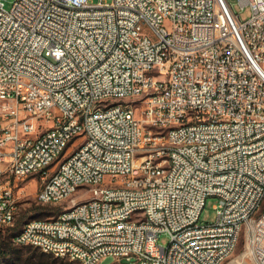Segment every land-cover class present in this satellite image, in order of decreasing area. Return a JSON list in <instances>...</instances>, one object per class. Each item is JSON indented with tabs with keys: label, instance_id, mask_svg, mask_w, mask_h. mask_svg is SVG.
Returning a JSON list of instances; mask_svg holds the SVG:
<instances>
[{
	"label": "built area",
	"instance_id": "1",
	"mask_svg": "<svg viewBox=\"0 0 264 264\" xmlns=\"http://www.w3.org/2000/svg\"><path fill=\"white\" fill-rule=\"evenodd\" d=\"M236 2L245 20L227 0L0 1V226L27 178L39 203L106 198L13 244L86 264H212L245 229L243 256L264 264V0ZM209 196L215 218L195 229Z\"/></svg>",
	"mask_w": 264,
	"mask_h": 264
},
{
	"label": "rangeland",
	"instance_id": "2",
	"mask_svg": "<svg viewBox=\"0 0 264 264\" xmlns=\"http://www.w3.org/2000/svg\"><path fill=\"white\" fill-rule=\"evenodd\" d=\"M2 1L5 8H9L13 0H0ZM110 2L111 0H105ZM92 3L97 2V0H91ZM230 4L232 10L238 14L239 19L245 20L249 15V9L247 7L240 8L236 0H227ZM264 69V63L262 64ZM73 147L71 143L66 148L65 152L70 151ZM60 157L58 161L61 159ZM39 188V184L36 178H27L23 181L18 182V186L15 190H19L20 197L16 198V217L15 222L19 218H23V221H27L33 218L46 219L51 218L57 212L62 209L60 204L51 203H39L35 199V195ZM216 202L215 197H207L205 203L201 209L199 215V222H211L215 218V209L213 204ZM264 211V200L262 205L256 215L252 219H256ZM23 216V217H22ZM22 221V222H23ZM14 222V224H15ZM21 222V223H22ZM23 224V223H22ZM21 224V226H22ZM13 225V224H12ZM20 226V225H19ZM20 226V228H21ZM246 227V226H245ZM11 229L6 226H0V239L2 243L1 249L5 251L4 256L0 255V264H80L77 261L69 260L65 257H56L51 253L43 252L36 246L32 245H15L12 243L11 237L4 236L11 233ZM17 233V232H16ZM168 241V235L166 233H159L156 242L160 245H165ZM245 241V229L241 230L237 245L233 253L221 264H251L248 258L243 256V246ZM99 264H132L130 261L124 258L115 260L111 257L104 258Z\"/></svg>",
	"mask_w": 264,
	"mask_h": 264
},
{
	"label": "bare ground",
	"instance_id": "3",
	"mask_svg": "<svg viewBox=\"0 0 264 264\" xmlns=\"http://www.w3.org/2000/svg\"><path fill=\"white\" fill-rule=\"evenodd\" d=\"M260 70L264 75L263 66H260ZM123 110H131V102H123ZM175 187L183 188V191H190V183H186V180H175ZM147 190V183H138V191ZM16 198H13V204L11 209L7 211V221H4V226H10L14 223L16 217ZM64 196L54 197V204L63 205ZM93 205H106V198L99 196L85 197L83 200H76L75 202H69L67 205L62 206V209L51 218L46 220H53V223H62L67 217L80 212L83 208H87ZM203 205H195V212H201ZM140 211H148V204H135L129 208V215H140ZM152 217H160V209H152ZM42 221L39 218L29 219L23 222L21 228L17 233L12 236V241H20L21 236L33 223ZM85 222L90 226L101 225V218H98L95 214H85ZM114 222H124V215H114ZM211 226V222H199L198 220H192V227L198 230H208ZM241 230H236V237H239ZM57 241L59 243H66V236L64 233H57ZM17 245H26V242H16ZM37 247V246H36ZM43 252L51 253L54 255V248L49 246L38 247ZM233 253V248L225 249V257H229ZM118 260V258H114ZM73 261H77L80 264H86V258L81 254H73ZM224 261V255H217L212 260V264H221Z\"/></svg>",
	"mask_w": 264,
	"mask_h": 264
},
{
	"label": "trees",
	"instance_id": "4",
	"mask_svg": "<svg viewBox=\"0 0 264 264\" xmlns=\"http://www.w3.org/2000/svg\"><path fill=\"white\" fill-rule=\"evenodd\" d=\"M22 217H23V216H22ZM22 221H23V218H19V219L16 220V222L14 221L15 224L13 223V225L6 226L7 228L11 229L12 231H11V233L9 232L8 235H4V236H9V237H11V240H12V236H13L16 232L19 231L21 224L24 222V221H23V222H22ZM21 222H22V223H21ZM19 225H20V226H19ZM0 235H1V234H0ZM1 240H2V239H0V255H1V256H4L5 251H3V250L1 249V247H2Z\"/></svg>",
	"mask_w": 264,
	"mask_h": 264
}]
</instances>
